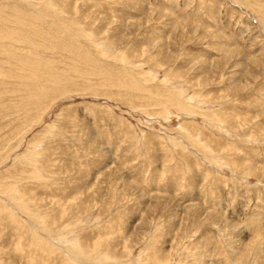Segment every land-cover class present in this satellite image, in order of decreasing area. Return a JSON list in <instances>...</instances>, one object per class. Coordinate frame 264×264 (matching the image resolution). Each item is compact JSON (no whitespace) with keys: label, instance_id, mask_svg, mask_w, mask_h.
Returning <instances> with one entry per match:
<instances>
[{"label":"rangeland","instance_id":"obj_1","mask_svg":"<svg viewBox=\"0 0 264 264\" xmlns=\"http://www.w3.org/2000/svg\"><path fill=\"white\" fill-rule=\"evenodd\" d=\"M0 264H264V0H0Z\"/></svg>","mask_w":264,"mask_h":264}]
</instances>
